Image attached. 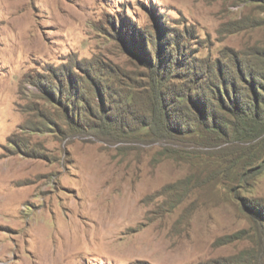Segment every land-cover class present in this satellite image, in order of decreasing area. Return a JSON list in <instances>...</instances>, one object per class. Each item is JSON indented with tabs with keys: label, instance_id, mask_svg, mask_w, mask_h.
<instances>
[{
	"label": "rangeland",
	"instance_id": "rangeland-1",
	"mask_svg": "<svg viewBox=\"0 0 264 264\" xmlns=\"http://www.w3.org/2000/svg\"><path fill=\"white\" fill-rule=\"evenodd\" d=\"M259 75L264 0H0V264H264Z\"/></svg>",
	"mask_w": 264,
	"mask_h": 264
},
{
	"label": "trees",
	"instance_id": "trees-1",
	"mask_svg": "<svg viewBox=\"0 0 264 264\" xmlns=\"http://www.w3.org/2000/svg\"><path fill=\"white\" fill-rule=\"evenodd\" d=\"M259 79L263 82V83H261V85H260V87L261 88H263V90H264V85H262V84H264V78H260V75H259ZM225 91H227V89L225 88ZM224 91V92H225ZM236 92V94H237V92H238V94L239 93H243L242 92V90L241 91H235ZM227 93V92H226ZM243 103L241 102L240 103V101H237L238 102V104H239V106L241 107V108H243V106H244V104L246 105V108H244L242 111H241V115H243V116H246V117H257V116H259L260 115V106L258 105V104H255L254 105V103H256V101L258 102V101H260V98H264L262 95H260V94H257V96H255L254 98H251L250 97V95L249 94H245V93H243ZM54 97H55V95H53ZM245 98H246V100H245ZM249 99H252V100H254V103L253 102H250V101H247V100H249ZM53 101V100H52ZM247 101V102H246ZM263 102H264V99L262 100ZM61 104V103H60ZM66 104V103H65ZM229 108H231V107H229ZM232 110V112H236L234 109H231ZM98 116V115H97ZM98 118H99V116H98ZM102 126H98L97 128H101ZM170 127V126H169ZM182 130V129H181ZM221 134H226L225 132H223V131H221L220 132Z\"/></svg>",
	"mask_w": 264,
	"mask_h": 264
}]
</instances>
